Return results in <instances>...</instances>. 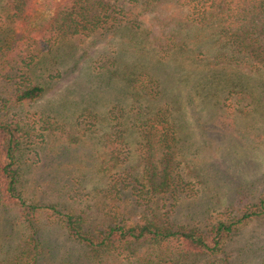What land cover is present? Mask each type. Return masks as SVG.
Segmentation results:
<instances>
[{
	"label": "rangeland",
	"instance_id": "rangeland-1",
	"mask_svg": "<svg viewBox=\"0 0 264 264\" xmlns=\"http://www.w3.org/2000/svg\"><path fill=\"white\" fill-rule=\"evenodd\" d=\"M34 7L35 15L47 13L46 0H35ZM8 8L7 0H0V22L12 25ZM142 17L139 28L119 29L113 36L68 37L25 69L0 64L4 96L29 80L46 88L40 98L10 107L8 115L21 126L18 189L25 203L37 205L34 223L56 264H97L102 254L70 237L50 207L81 217L92 232L105 228L111 222L105 189L112 181L117 185L129 181L126 167L141 175L143 125L156 119L160 106L176 128V142L167 155V147L157 145L155 159L159 167L165 162L173 165L185 184L175 198H163L159 206L126 199L129 219L147 217L173 229L204 231L264 198L261 102L254 96L242 103H236V96L224 100L225 78L210 85L187 52L163 54L157 46L154 14ZM240 74L252 88L264 84V74L249 70ZM124 192L140 195L127 184ZM18 208L0 207L3 261L16 256L30 233ZM166 255L167 264H217L222 258L228 264H264V215L243 223L216 255H183L174 247ZM107 261L127 264L124 257L117 263Z\"/></svg>",
	"mask_w": 264,
	"mask_h": 264
},
{
	"label": "trees",
	"instance_id": "trees-1",
	"mask_svg": "<svg viewBox=\"0 0 264 264\" xmlns=\"http://www.w3.org/2000/svg\"><path fill=\"white\" fill-rule=\"evenodd\" d=\"M7 2V18H12L13 24L0 22V27H5L0 36L1 65L28 68L43 52L68 37L113 36L119 29L131 31L140 27L145 13H151L159 29L157 46L163 54L169 50L175 56L187 52L193 66L203 69L201 75L210 85L222 76L225 78L224 100L236 96V103H242L254 96L264 109V84L252 88L240 74L241 70L264 74V0H46L48 10L44 15L34 14L35 0ZM8 90L6 96L0 91V207L19 206V218L30 233L16 256L9 261L0 260V264H56L46 241L39 235V226L34 223L37 205L25 203L18 189L21 126L8 115L10 107L40 98L46 88L42 82L29 80ZM237 107L241 110V106ZM218 109H224V101ZM165 113L160 106L154 115L156 119L149 118L143 125L141 175L126 167L124 173L129 181L124 180L122 185L112 181L105 189L111 215L105 228L92 232L84 227L81 217L50 207L51 215L58 216V222L70 237L101 252L97 264L108 263V258L117 263L123 257L127 264H167L170 255L166 254L172 247L183 255H216L243 223L264 215L262 198L241 215L217 221L204 231L173 229L147 217L129 219V211L124 207L126 199L135 203L144 199L146 205L159 206L161 199L172 195L175 198L177 190L185 184L184 176L174 173L173 165L165 162L159 167L155 159L156 148L167 147V155L176 142V128ZM133 180L140 184V189ZM126 184L132 191H140V195L126 194ZM217 264H228L227 259L222 258Z\"/></svg>",
	"mask_w": 264,
	"mask_h": 264
}]
</instances>
